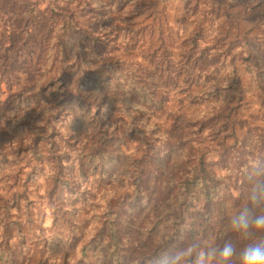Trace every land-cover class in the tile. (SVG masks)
<instances>
[{
    "label": "trees",
    "instance_id": "1",
    "mask_svg": "<svg viewBox=\"0 0 264 264\" xmlns=\"http://www.w3.org/2000/svg\"><path fill=\"white\" fill-rule=\"evenodd\" d=\"M258 14L264 16V9ZM191 46L199 50L197 42ZM103 50L98 36L82 28L73 13L49 10L37 69V96H42L31 113L33 97L23 90L16 93L13 109L20 118L6 133L0 131V157L10 154L13 158L0 167V223L10 218V209L29 193L28 181H18L23 173L17 169L18 160L23 163L29 155L36 157L51 194L65 185L63 171L70 167L72 151L57 142H63L58 137L68 133L88 139L84 146H89L73 159L80 176L85 167L109 175L113 189L129 205L146 202L145 191L157 194L148 196L136 224L139 262L156 264L165 253L191 241H234L226 215L232 190L238 185L237 164L241 154L248 155L251 144L258 142L260 135L252 132L264 130V122L263 126H244L240 138L232 107L245 92L241 74L248 76L249 91L264 107V44L235 36L219 45L218 63L208 67H197L204 59L200 50L189 79V108L167 128L157 123L164 103L144 79L145 67L106 57ZM154 53L160 66H170L165 45ZM29 113L31 122L22 121ZM202 137L219 144L216 162L203 151ZM230 138L233 143L228 145ZM149 182L155 183L150 187ZM200 203L202 209H198ZM111 239L107 253L122 264L119 237L113 233ZM10 253L0 247V262H6L5 255Z\"/></svg>",
    "mask_w": 264,
    "mask_h": 264
},
{
    "label": "rangeland",
    "instance_id": "2",
    "mask_svg": "<svg viewBox=\"0 0 264 264\" xmlns=\"http://www.w3.org/2000/svg\"><path fill=\"white\" fill-rule=\"evenodd\" d=\"M52 8L73 13L82 28L98 36L106 57H118L145 67L144 79L164 103V110L157 114V123L163 128L172 125L175 117L189 108V79L197 67L218 63L217 49L221 43L245 36L264 44V16L258 14L264 9V0H0L2 134L20 118V113L13 109L16 93L23 90L33 97L31 113L39 103L37 98L42 96H37V69L42 61L44 34ZM193 41L197 42L198 51L192 50ZM161 44L168 48L169 67L160 66L154 53ZM200 50L204 59L196 67ZM241 75L245 92L242 100L232 107L240 125V138L244 126H263L264 122V107L249 91L248 76ZM31 113L23 115L22 121L31 122ZM252 134H259L260 138L251 144L248 155L241 154L235 178L238 185L232 190L233 200L226 215L229 236L236 237L232 242L238 249L264 240V234L244 239L228 228L229 218L248 195L252 169L247 172V167L252 163L264 165V130ZM61 138L64 141H58L57 145L69 153L72 151V155L70 167L63 171L65 185L55 194L50 193L48 181L39 171L41 164L34 160V155H29L23 163L18 160L21 165L17 169L23 170L18 181L23 184L27 180L30 188L17 207L10 209V218L0 223V247L11 252L5 255L7 261L0 264H118L107 253L113 233L118 235L123 247L122 264H143L138 260L140 245L135 228L148 196L157 194L145 191L147 201L134 205L122 201L109 175L102 176L98 170L87 167L79 175L73 159L89 146H84L88 139L68 133L58 140ZM202 141L203 151L208 152L205 156L216 162L219 144H212L206 137ZM227 143H233V138ZM12 161L10 154H4L0 157V167ZM107 171L110 173V168ZM154 183L148 184L152 187ZM202 207L200 203L198 209Z\"/></svg>",
    "mask_w": 264,
    "mask_h": 264
},
{
    "label": "clouds",
    "instance_id": "3",
    "mask_svg": "<svg viewBox=\"0 0 264 264\" xmlns=\"http://www.w3.org/2000/svg\"><path fill=\"white\" fill-rule=\"evenodd\" d=\"M246 201L229 218L228 228L238 237L250 239L264 234V165L253 164ZM264 264V240L242 248L230 240L222 244L202 239L159 257L156 264Z\"/></svg>",
    "mask_w": 264,
    "mask_h": 264
}]
</instances>
